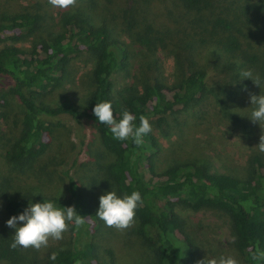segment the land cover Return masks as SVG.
I'll return each instance as SVG.
<instances>
[{
    "label": "trees",
    "instance_id": "obj_1",
    "mask_svg": "<svg viewBox=\"0 0 264 264\" xmlns=\"http://www.w3.org/2000/svg\"><path fill=\"white\" fill-rule=\"evenodd\" d=\"M135 4L125 8L116 5L115 0H106L103 9L111 15L124 20L128 32H132V42H138L153 52L159 45H164V37L155 29L147 15L137 14ZM188 13H194L201 23L192 22L193 26L186 32L198 35L203 47L213 44L211 52L226 68L241 67L237 61L236 51L242 49L243 31L250 25L254 32L264 27V0L249 1L234 6L219 0H179ZM232 7V9H231ZM41 9V7H39ZM44 14L41 10L31 12L28 9L16 12L0 19V38L6 32L19 30L21 33L12 36L15 39L29 36L41 25ZM77 11L64 16L68 27L67 33L50 38L38 49V44L30 51L16 45H6L0 49V89L10 86V91L19 98L24 106L19 136L9 150L12 160L38 161L47 151L49 142L46 135L53 132L60 124L59 116L68 114L76 121L88 120L95 124L99 132L101 147L114 156L106 162L104 170L113 182L121 197L139 191L143 203L136 209L138 233L152 243L156 249L154 264H193L187 237L182 242L177 236L181 232L184 219L176 210V202L199 211L215 209L226 213L231 220L234 243L247 264H264V259L252 260L251 253L257 249L264 250V175L258 178L241 179L228 174L213 173L191 164L175 165L155 177V161L161 146L153 131L143 137L144 144L137 147L129 138L126 141L115 139L105 124H101L93 114V108L99 102L110 101L114 116L121 118L123 110H129L135 117V125L140 124L141 115L148 119L160 116L164 121L166 114L175 105L190 106L208 91L209 71L204 67L194 68V55L199 56V45L192 39H178L172 49L176 58L177 83L166 86L160 82L125 84L114 90L112 76L126 66L129 60L130 44L115 38L104 24L94 25L92 20H76ZM183 19H176L182 26ZM141 26V31H136ZM200 28V29H199ZM199 29V30H198ZM263 33V32H262ZM259 36V34H257ZM88 51L96 56L95 65L90 73L94 91L84 104H78L67 96L51 105L39 102L35 91L46 92L60 80L65 66L73 54ZM247 50V49H246ZM224 53V54H223ZM223 54V55H222ZM263 55L248 56L244 54V70H257L260 87H264V51ZM258 59L255 67L251 61ZM240 73L232 76V81L240 86L248 85L250 78H241ZM10 83V84H9ZM170 92L172 95H170ZM252 94H263L254 89ZM236 98V97H235ZM254 108V106H251ZM163 117H162V116ZM157 118V119H158ZM56 121V122H55ZM253 164L257 170L263 168L260 157L255 156ZM60 175L64 179V197L38 196L29 199L25 196H12L7 199V211L11 216L19 215L29 203L52 201L57 207L75 206L78 214L85 216L86 223L76 228L69 224L72 234V246L55 252L56 259L51 264H101L96 256L95 231L99 218L95 212L92 198L79 181L70 174L68 164H63ZM150 171V180L146 177ZM155 234V236L152 235ZM2 242H6L2 238ZM190 243V242H189ZM0 256L10 257L16 253L8 244ZM188 253V254H187Z\"/></svg>",
    "mask_w": 264,
    "mask_h": 264
},
{
    "label": "rangeland",
    "instance_id": "obj_2",
    "mask_svg": "<svg viewBox=\"0 0 264 264\" xmlns=\"http://www.w3.org/2000/svg\"><path fill=\"white\" fill-rule=\"evenodd\" d=\"M105 1L77 0L75 7L61 9L53 7L48 0H0V19L25 9L31 12L41 10L45 15L40 27L29 36L13 38L21 33L19 30L3 34L0 49L6 45H16L30 51L36 44L39 49L50 38L67 33L64 16L77 11L76 20L88 16L92 24H104L115 38L130 44L126 66L112 76L114 90H118L132 83L160 82L168 87L177 83L178 67L172 51L174 43L180 38L192 39L195 45H199L200 57L194 55V61L189 64L192 68L196 65L209 71L208 91L190 106L175 105L164 121L159 120L160 116L149 119L161 146L156 156L154 180L168 168L185 164L244 180L258 178L260 172L264 175V153L256 147L264 128L259 121L253 123L250 118L253 110L250 94L257 87L264 94V87L255 84L251 78L250 83L243 86L232 81V76L244 70V54L249 57L255 55L256 58L257 54L263 55L264 27L260 32L257 29L252 32L250 25L243 28L246 35L241 40L245 53L236 51L235 55L243 65L226 68L220 62L223 58L218 60L211 52L214 43L206 44L204 51H201L202 43L195 41L199 36L186 32L188 27L193 26L192 22L198 26L201 23L194 13H188L183 8L179 0H137V14L147 15L153 27L164 37V45H159L153 52L140 46L137 41L132 42L133 33L127 31L124 20L103 9ZM219 1L231 5V0ZM232 1L236 7L247 0ZM115 3L126 8L130 4L133 6L135 1L115 0ZM176 19H183L182 26H178ZM141 30L142 27L137 26L136 31ZM95 61L96 56L86 50L73 54L60 80L49 91H35L38 101L53 105L60 97L67 96L78 104H84L95 89L90 78ZM257 61L253 60L250 64L255 67ZM253 76L261 77L258 69L253 71ZM10 86L0 89V253L7 248V244L10 246L13 243L16 231L6 223L12 217L7 211L8 197H64L65 183L60 170L65 163L70 174L90 194L96 214L101 195L113 190L120 196L104 170L106 162H110L114 156L102 149L98 129L91 121H76L68 114L60 115V124L45 137L49 147L38 161L12 160L8 153L19 136L24 106L10 91ZM255 156L263 162L262 169L257 170V164L251 163ZM149 172L146 171L148 180L152 177ZM176 210L184 219L177 236L182 242L187 237L190 239L186 240L187 245L182 246H189L187 250L191 251L193 264L205 258L218 259L229 255L237 258L240 264H247L233 242L231 220L226 213L215 209L195 211L180 202H176ZM138 227L137 216L135 224L123 232L106 226L99 218L95 231L97 260L101 264H154L156 247L139 235ZM152 235L155 236L154 233ZM3 237L6 242H2ZM72 244L69 229L61 240L50 238L46 248H12L16 253L10 254V257L0 256V264H51L50 256L53 253Z\"/></svg>",
    "mask_w": 264,
    "mask_h": 264
},
{
    "label": "clouds",
    "instance_id": "obj_3",
    "mask_svg": "<svg viewBox=\"0 0 264 264\" xmlns=\"http://www.w3.org/2000/svg\"><path fill=\"white\" fill-rule=\"evenodd\" d=\"M53 7L68 9L75 7L77 0H48ZM241 78H251L253 82L260 85L258 77H254L251 70H243ZM251 105L254 106L250 118L253 123L260 122L264 128V94L259 96L250 94ZM93 114L101 124H105L115 139L126 141L131 138L137 147L144 144L143 137L152 131V125L147 117H139L140 124L137 127L134 123L136 117L127 109L123 110L121 118L117 120L110 101L99 102L93 108ZM259 152L264 153V134L260 136V142L256 145ZM143 203L139 191H133L130 195L123 197L115 191H109L99 198V209L97 216L104 221L106 226L115 228L118 231L132 227L135 224L136 209ZM86 218L77 213L75 206L64 208L57 207L52 201L42 203H29L28 207L19 215H13L8 219L7 226L14 228L15 235L11 248L18 246L22 248H34L40 250L49 245V239L61 240L63 234L69 230V224L76 228L86 223ZM234 242V240H233ZM252 260L264 259V250L257 249L251 253ZM51 260L56 259V254L50 256ZM80 264V261H77ZM197 264H240L234 256H221L217 258H205Z\"/></svg>",
    "mask_w": 264,
    "mask_h": 264
}]
</instances>
